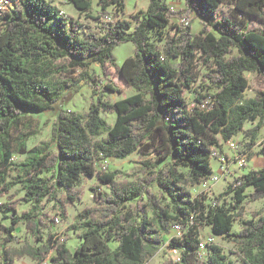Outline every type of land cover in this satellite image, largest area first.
<instances>
[{"label": "trees", "instance_id": "obj_1", "mask_svg": "<svg viewBox=\"0 0 264 264\" xmlns=\"http://www.w3.org/2000/svg\"><path fill=\"white\" fill-rule=\"evenodd\" d=\"M67 1L82 14L92 13L94 0ZM182 1L186 8L176 13L167 0H150L146 12L132 17L133 25L120 19L125 0H98L102 12L96 20L113 9L100 36L89 28L82 36V23L62 15L48 0H11L18 8L0 11V198L17 185L24 192L0 205L3 218L10 220L9 226L0 223L2 264L25 257L51 264H146L175 223L184 235L172 238L169 246L182 250V263L165 264H235L216 244L209 245L208 261L200 259L205 227L237 245L239 264H264V211L242 220L247 199L264 200V168L237 178L212 204L191 190L213 175L219 136L228 142L245 132L251 148L264 128V90L244 97L247 72L264 81V29L248 22L264 23V0ZM191 14L205 21L197 36L191 24L172 21L173 15ZM152 33L162 37V48L151 42ZM127 43L134 46V56L119 65L114 51ZM199 59L209 70V91L198 95L191 108L184 90L195 82ZM92 64L99 65L102 79L91 74ZM118 74L136 93L111 103L101 95L100 82L121 94L114 83ZM85 86L92 91L89 110L64 109L68 95ZM50 112L56 113L50 139L28 149L29 140L41 132L34 116ZM102 112L116 114L114 126ZM248 122L257 123L244 131ZM136 152V172L97 171L99 160H122ZM15 154L26 158L14 163ZM92 177L98 180L92 189L97 204L78 214L84 232L77 249L72 252L56 235L45 239L41 227L47 224L40 213L53 204L67 218L68 208L82 200L81 179ZM249 187L254 192L247 195ZM231 193L235 205L227 207L221 201ZM19 204L32 208L19 216ZM236 222L241 223L238 233L233 232ZM21 223L37 245L7 247Z\"/></svg>", "mask_w": 264, "mask_h": 264}, {"label": "rangeland", "instance_id": "obj_2", "mask_svg": "<svg viewBox=\"0 0 264 264\" xmlns=\"http://www.w3.org/2000/svg\"><path fill=\"white\" fill-rule=\"evenodd\" d=\"M48 1L56 6L62 15L74 20H79L82 23V36L85 35L87 28L100 36L102 34L103 24L111 21L109 16L112 15L113 9H110V15L108 17L103 18L102 20L95 19L102 12L101 6L98 4V0H94L93 10L92 13H90V16L80 13L67 0ZM149 2L150 0H125V9L120 13V19L130 21L133 23V25H135L132 17L136 14L146 12L149 6ZM167 4L169 5V7H173L174 12L176 13L186 8L182 0H167ZM11 8L17 9V4L13 3ZM221 11L222 14H226V8H222ZM189 16L193 17V20L190 23L192 26V33L197 36L203 29L205 21L197 18L193 14ZM180 19L182 18L178 15L172 16L173 23L180 24ZM248 22L250 27H260L264 29V23L256 20L255 18L248 19ZM151 42L159 48H162V46L164 45L162 37H160L157 33H152ZM114 55L117 63L119 65H122L127 58L134 56V46L131 43L122 44L115 49ZM173 63L176 64L177 61H173ZM196 66L197 69L195 70V82L192 85L191 89L184 90V97L191 108L195 106V99L198 95H205L209 91V82L206 77V75H208L209 73V70L200 59L196 62ZM90 72L92 75L99 77V79H102V73L98 64H92L90 67ZM246 77L249 81V86L244 93L245 98H253L257 96L260 91L264 90V81L261 77L249 72L246 73ZM114 83L122 91L121 94L105 90L104 86L106 84V81L103 80L100 82V93L106 101L116 103L136 93V91L126 83L125 79L120 74H118L114 78ZM91 99L92 91L88 86H85L82 89L78 90V92L69 94L62 105L64 109L76 111L83 114L89 110ZM101 116L107 121L110 126H114L116 122V114L102 112ZM34 118L40 123L41 132L38 136L33 137L29 140L28 149L33 148L42 141H48L50 139L52 126L56 118V113L50 112L41 115H35ZM256 123L257 122H248L244 126V131L251 129L256 125ZM104 137L105 136L101 138ZM219 139L221 146L220 148L215 150L217 156L212 157L211 167L213 169V174L219 175L221 177V180L211 186L208 190H203V188H201L199 185L191 188L195 198L202 199V197H207V204H212L214 200L221 193L226 191L228 186L237 178L247 174L250 170H259L264 168V156L260 155L261 150L264 149V128L261 130L258 140L254 145L251 146V148H249L248 146L250 144V138L245 135V132L240 133L238 136L232 139V141L238 145L237 151L231 150L228 147V142H224L220 136ZM242 154H244L246 157V163L244 164V166H240L238 163L241 160L239 155ZM250 155H253L252 159L249 158ZM25 158V155L15 154L12 161L14 163H21L25 160ZM222 158H226L227 161L226 164L228 165V171L226 173H223L220 168L219 161H221ZM139 160V153L136 152L130 157L122 160H99L96 167L98 172L121 171L123 173H133L136 172L139 168ZM257 161L259 163L256 164ZM161 166L164 167L165 164H162ZM14 176L15 173H12L9 179L12 180ZM124 178L125 177H121L120 180H123ZM97 184L98 180L96 177L81 179L77 188L82 190V200L80 203L68 208L67 218H62L59 212H57V209L53 207V204H50L49 206L44 208L40 215L43 216L42 220L47 224V228L41 227V233L45 237V239L50 235H56V237L60 241H64L66 243V245L72 252L77 249V247L81 243V236L84 232L80 222L78 221V214L83 209L93 207L97 204V196L92 190ZM102 189L105 192H109V190L105 187H103ZM152 191L156 196L160 197L161 192L157 186H154L152 188ZM253 192V187H249L246 190L247 195H250ZM12 194H16V198L23 197L24 192L21 189V185L15 186L8 195L1 197L0 205L10 201L9 196H11ZM221 203L225 204L227 207L234 206L235 200L233 194L231 193L227 195L221 201ZM244 207L245 211L242 220H250L255 215H258L259 213H262V211H264V200L251 201L250 199H247L244 203ZM31 208L32 204H19L17 208V215L20 216L23 212L29 211ZM3 216L4 214L0 212V223L9 226L10 220L4 219ZM45 216L48 219H45ZM57 218L60 219L59 223L56 221ZM240 224V222H236L234 224V233H238L241 230ZM4 237V235L0 234V264H2L3 261V251L1 245L3 243ZM174 237L175 234L173 232L170 235H164L162 248L153 257L149 258L146 264H165L168 261H172L173 263H182V250H173L169 246L172 238ZM201 240L203 245L200 249V259L202 261L206 262L209 259V245L216 244L222 248L223 254L227 257V261L233 262L235 264L240 263L239 261L241 255L237 245L230 239H224L222 237L213 235L210 227H205L203 230H201ZM26 244L34 246L37 245V242L34 236L27 230L26 225L24 223H21L16 231L15 242L8 244L7 247L21 248ZM111 246L114 249L116 247V244H111ZM52 255H55V250L52 252ZM16 264H37V262L29 257H25L21 260L16 261Z\"/></svg>", "mask_w": 264, "mask_h": 264}, {"label": "built area", "instance_id": "obj_3", "mask_svg": "<svg viewBox=\"0 0 264 264\" xmlns=\"http://www.w3.org/2000/svg\"><path fill=\"white\" fill-rule=\"evenodd\" d=\"M13 5V3L11 2V0H1L0 1V11L1 10H6L8 8H10ZM170 10L172 12H174V8L170 7ZM193 17L191 16H185L182 19H180V24H185L188 25L192 22ZM228 147L233 150V151H237L238 150V145L233 142L232 140L228 141ZM217 153H213V157H216ZM241 160L238 162L240 166H244V164L246 163L245 160V155H239ZM226 158H222L221 161H219L220 163V168L222 170L223 173H226L228 171V165L226 164ZM105 168V167H104ZM221 180V177L219 175H211L208 178L202 180V182L199 184V186L201 188H203V190H208L211 186H213L214 184H216L217 182H219ZM56 221L59 223L60 219H56ZM172 232L175 234V237L177 238H181L184 235L183 229L181 224L179 223H175L172 227ZM203 245V244H202ZM37 264H51L50 259H47L41 263H37Z\"/></svg>", "mask_w": 264, "mask_h": 264}, {"label": "crops", "instance_id": "obj_4", "mask_svg": "<svg viewBox=\"0 0 264 264\" xmlns=\"http://www.w3.org/2000/svg\"><path fill=\"white\" fill-rule=\"evenodd\" d=\"M259 163L258 161L256 162V164Z\"/></svg>", "mask_w": 264, "mask_h": 264}]
</instances>
